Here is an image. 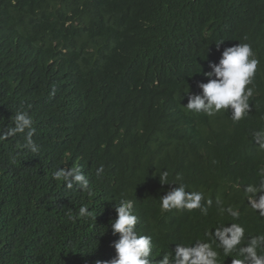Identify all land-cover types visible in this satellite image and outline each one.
I'll list each match as a JSON object with an SVG mask.
<instances>
[{
  "label": "trees",
  "instance_id": "16d2710c",
  "mask_svg": "<svg viewBox=\"0 0 264 264\" xmlns=\"http://www.w3.org/2000/svg\"><path fill=\"white\" fill-rule=\"evenodd\" d=\"M221 39L220 51L246 42L259 60L238 122L228 110L183 106V92H199L208 62L218 61ZM18 110L34 121L37 153L24 133L3 138ZM76 166L88 189L53 179ZM162 170L202 194L201 207L161 212L160 196L176 186L160 183ZM262 181L264 0H0V264L110 259L118 234L108 225L121 198L136 201L154 259L175 244L215 247L214 230L230 224L246 238L264 235L250 203ZM81 206L95 220L79 217ZM217 250L219 264H234L235 253Z\"/></svg>",
  "mask_w": 264,
  "mask_h": 264
},
{
  "label": "clouds",
  "instance_id": "9594fccd",
  "mask_svg": "<svg viewBox=\"0 0 264 264\" xmlns=\"http://www.w3.org/2000/svg\"><path fill=\"white\" fill-rule=\"evenodd\" d=\"M223 42L224 39H221L215 43L217 51H220ZM207 52L208 48L206 54ZM258 64L259 60L250 43L239 42L224 47L217 62H208L209 70L203 72L207 78L206 82H197L199 92L191 93L188 89L183 92L187 94V103L183 104L185 110L208 116H215L221 110H228L234 122L240 121L250 111L249 99L253 95V88L249 85L253 83ZM12 123L13 127L6 130L3 138L24 133V147L32 153H37L39 148L32 139L35 129L30 114L18 110L13 116ZM103 173L104 166L101 165L96 169V176L99 178ZM168 175L166 170L158 173L162 185H176L160 196L161 212L201 207L202 194L189 193L183 184L177 186L175 181L169 183ZM53 179L62 180L68 189L78 186V190L83 191L89 187V180L79 166L60 168L53 173ZM247 191L255 195L257 189L249 187ZM135 203L134 199L121 198L118 203L112 204L115 217L111 219L108 227L113 236L118 234V238L111 242L115 254L106 261H97L96 264H219L220 252L217 249L222 251L224 257H230L235 253L237 259L234 264H264V235L246 238L244 228L238 224L215 229L213 233L215 247L201 240L192 244H175L170 253L154 259L152 237L137 230L139 217L134 212ZM250 203L253 209L264 216V181L260 185L259 196L250 199ZM232 215L235 216L236 213L233 212ZM78 216L91 217L94 220L96 217L86 206L79 208ZM74 218L69 216V219Z\"/></svg>",
  "mask_w": 264,
  "mask_h": 264
}]
</instances>
